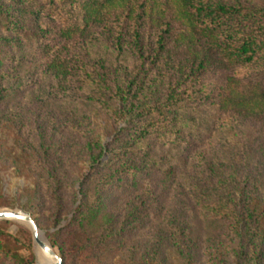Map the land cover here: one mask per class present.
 Returning a JSON list of instances; mask_svg holds the SVG:
<instances>
[{
  "label": "rangeland",
  "instance_id": "obj_1",
  "mask_svg": "<svg viewBox=\"0 0 264 264\" xmlns=\"http://www.w3.org/2000/svg\"><path fill=\"white\" fill-rule=\"evenodd\" d=\"M2 1L12 9L17 5L14 0ZM35 2L42 8L40 28L71 20L78 10V0ZM175 27L166 37V50L154 60L144 53L143 63L127 46L118 52L110 40L89 36L92 33L57 44L68 60L77 58L89 65L98 60L116 68L115 76L136 74V81L143 77V85L152 84L148 99L153 103L161 101L168 88L172 61L190 54L186 43L172 39ZM156 33L151 27L144 37L149 35L146 39L152 42ZM0 34L13 35L1 25ZM49 38L54 35L47 31L34 42L20 34L0 47V210L29 212L42 238L60 257L52 243L61 244V264H151L142 254L152 250L156 237L162 242L156 264L251 262L249 250L240 259L229 251L218 260L207 259L205 237L217 233L219 226L199 214L193 192L195 186L207 185V159L211 164L230 162L239 153L238 180L264 193V158L255 148L262 139L257 124H264V119L223 112L209 100L192 101L175 112L173 124L180 134L166 132L128 142L133 124H157L159 119L146 111L124 112L118 101L110 108L88 97L78 81L54 77L46 63L59 41ZM152 77L162 80L149 82ZM215 124L241 125L229 132ZM95 142L107 150L96 157ZM81 187L85 212L77 219L72 216ZM182 232L197 238L193 260L185 261L168 247ZM43 253L27 222L0 218V264H41Z\"/></svg>",
  "mask_w": 264,
  "mask_h": 264
},
{
  "label": "trees",
  "instance_id": "obj_2",
  "mask_svg": "<svg viewBox=\"0 0 264 264\" xmlns=\"http://www.w3.org/2000/svg\"><path fill=\"white\" fill-rule=\"evenodd\" d=\"M29 1L25 4L24 0H14L17 5L14 7L11 3L12 9L0 0V25L13 33L12 36L0 34V47L10 39L17 40L20 34L32 42L44 37L46 31L54 35L46 39L59 41L55 42L56 48L46 63L54 77L78 81L88 97L100 104L113 108V103L118 101L124 112L132 115L146 111L159 119L157 124H133L128 142L166 132L180 134L181 129L173 124L175 112L192 101L209 100L223 112L264 119V1L78 0V10L71 20H59L42 28L43 24L38 25L41 4L38 7L36 0ZM24 13L28 15L23 16ZM29 21L30 26H27ZM161 24L163 28L159 27ZM174 25L177 27L171 33L172 39L186 43L190 54L184 60L172 61L173 73L169 74L168 88L162 100H152L153 103L148 99L154 92L150 88L152 84L143 85V77L136 81V74L115 76L116 68L110 69L98 60L92 65L78 63L77 58L68 60V55L57 44L92 33L89 36L110 40L118 52L127 46L143 63L144 53L154 60L166 50V37ZM151 27L157 31L152 42L146 39L149 35L144 37ZM78 74L82 77L78 78ZM160 80L152 77L148 81ZM215 125L230 132L241 124ZM257 127L262 139L255 148L264 158V124H257ZM96 145L98 151L92 154L94 157L107 151L105 145ZM209 161L210 158L204 167L208 172L207 185H197L193 192L199 214L210 222H218L219 226L217 233H208L205 237L209 247L205 250L207 259L218 260L227 251L240 259L249 250L251 262L237 260V264H264V193L238 180L239 153L232 156L230 162L217 160L211 164ZM130 168L133 170L127 166V170ZM79 192L81 199L72 216L77 219L85 212L82 187ZM196 240L191 234L182 232L168 247L173 246L178 256L190 261L194 259L192 247ZM52 244L59 248L64 258L61 244L56 241ZM161 245V237L154 238L152 250L143 253L142 258L151 259V264L159 262L157 248ZM9 254L17 259L14 253Z\"/></svg>",
  "mask_w": 264,
  "mask_h": 264
},
{
  "label": "water",
  "instance_id": "obj_3",
  "mask_svg": "<svg viewBox=\"0 0 264 264\" xmlns=\"http://www.w3.org/2000/svg\"><path fill=\"white\" fill-rule=\"evenodd\" d=\"M0 218H15L27 222L31 228V235L35 243L47 254H51L55 257L53 264H61V257L55 253L52 247L47 244L42 238L38 225L35 219L29 212L15 210V209H1Z\"/></svg>",
  "mask_w": 264,
  "mask_h": 264
},
{
  "label": "bare ground",
  "instance_id": "obj_4",
  "mask_svg": "<svg viewBox=\"0 0 264 264\" xmlns=\"http://www.w3.org/2000/svg\"><path fill=\"white\" fill-rule=\"evenodd\" d=\"M44 241L46 242V240H44ZM43 254H45V255H40L41 264H53L54 263L55 257L53 255L47 254V253H43Z\"/></svg>",
  "mask_w": 264,
  "mask_h": 264
}]
</instances>
